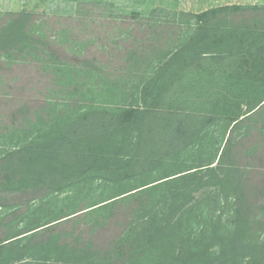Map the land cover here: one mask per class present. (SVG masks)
Returning <instances> with one entry per match:
<instances>
[{
    "label": "trees",
    "instance_id": "trees-1",
    "mask_svg": "<svg viewBox=\"0 0 264 264\" xmlns=\"http://www.w3.org/2000/svg\"><path fill=\"white\" fill-rule=\"evenodd\" d=\"M189 13L196 21L186 39L174 31L166 38L159 26L143 31L138 40L147 43L120 50L123 63L112 68L91 50L46 37L31 16L12 12V20L0 22V56L17 51L41 57L45 89L22 106L29 110L23 120L29 137L0 155V207L13 206L0 220V264H139L131 249L150 231L170 239H163L169 247L164 264H181L185 253L193 264H264V90L245 98L254 99L246 110L236 101V109L224 110L227 95L191 96L206 62L230 63L255 48L259 64L245 66L264 74V28L257 27L264 25V6ZM186 91L176 100L194 104H185L187 110L149 108L171 107L169 101ZM149 100L147 109L139 106ZM216 120L229 129L221 152L204 140ZM210 155L214 160L205 163ZM225 158L228 164L219 165ZM79 183L103 186V195L69 212L30 204ZM208 185L218 190L209 197L213 204L231 205L225 221L202 205L208 198L201 189ZM161 205L169 206L170 218L148 221L164 212ZM187 213L196 220L179 242L182 252L173 248L172 230ZM18 217L28 222H14ZM248 247L253 252L243 253Z\"/></svg>",
    "mask_w": 264,
    "mask_h": 264
},
{
    "label": "rangeland",
    "instance_id": "rangeland-1",
    "mask_svg": "<svg viewBox=\"0 0 264 264\" xmlns=\"http://www.w3.org/2000/svg\"><path fill=\"white\" fill-rule=\"evenodd\" d=\"M193 5L192 7H196L197 10L204 7L197 3ZM189 7V2L186 0H0V22L12 20L13 17L10 14L12 12L31 16L35 21L34 23L38 24L36 28L46 37L48 36L57 42L61 41L76 50L82 49L84 51L87 49L89 50L88 52L91 50L96 53L101 63L112 68L120 67L121 63H123V58H120V50L128 52L135 45L147 43L138 40V38L142 37L143 31L151 33L155 27L159 26L165 33L166 38H169L171 31H174L180 33L179 39L182 37L186 39L185 34L191 33L196 21L195 18L189 16L191 14L189 13L190 11H185L190 9ZM257 15L262 19L260 12H257ZM232 19L233 15L229 16L228 21H226L229 27L232 26ZM31 23L28 24V27L31 26ZM257 27L263 29L264 25L260 23ZM245 28L248 31H252V27L245 26ZM135 40L138 41L135 42ZM164 44L167 45L165 42ZM209 51L213 52V50ZM100 54L101 56L99 57ZM124 59L126 60V57ZM260 60V54L255 52V48H253L251 55L244 57L241 55V57L235 61H230V63L218 60L206 62L203 71L197 74L193 85H191V89H193L191 96H195V99H197L199 96L206 97L207 95H213V93H216V95H227L229 104L224 105V110L236 109L235 101L240 102V110H246L248 108L245 105L247 104L246 102H253L254 99L245 100L253 95H255V98L257 94H261L264 90V74H260L258 68L255 69L256 71L253 70L254 65L259 64ZM262 60L264 61V54ZM40 62L41 57L40 59L37 56L32 57L26 52L13 51L7 55L0 56V155L4 150L12 148L13 145L23 144L24 140L29 137V133L26 132L28 130L24 128L26 127L24 125L26 122L23 121L26 114L29 115V110L22 106L26 104L27 100L38 99L45 91L40 86L42 79V71L39 68ZM247 62L249 63L248 67L253 69H248L245 66ZM247 71L252 73H247ZM250 82L252 83L251 85ZM189 92L186 91L175 98H173L174 95L168 96L165 102L163 101L162 103L164 104L167 102L166 100L173 98L169 101L172 102L171 107H162L163 105L161 104L149 107L150 100L146 104H139V106L142 109L149 107L158 111L162 110V108L170 109L174 112L182 109L187 110L189 109L185 107L187 104L189 107L194 104L185 103L184 99H182L183 102L181 100L178 102L176 98L179 99L181 96H186ZM204 108L206 110L213 109L211 105H206ZM209 129L210 133L204 136V140L207 145L219 146L221 152L229 132L227 126L225 127V120H216V122L209 125ZM213 160L214 158L211 155L204 158L205 163ZM228 162V158L223 161L220 159L219 165L223 163L225 166ZM216 163L211 164V166H215ZM65 174L70 173L67 172ZM83 184L79 183L71 187V184H68V186L62 187L60 191L48 194L43 199H34L30 204H50V210L60 209L69 212L78 207V204H90L93 200L103 195L101 193L104 190L103 186L92 184L86 186L85 183ZM95 184H100V182L96 180ZM201 191L204 195L203 198H208L202 203L203 207L212 209L216 216L225 221L230 215L231 205L227 203L213 204L215 201L209 200V197L217 195L218 190L211 185L204 186ZM225 191L227 193L230 192V190ZM194 195L199 197L200 192H196ZM9 205L0 207V220L13 209V206ZM161 207L164 212L156 215L157 217L155 218H150L149 216L148 221L151 223L154 221V224H157L158 221L163 223L166 222L165 218H170L168 213L169 206L161 205ZM21 218L18 217V219L13 220L19 223ZM13 220L11 219L6 225L12 224ZM195 220L196 218L191 217V214L187 213L186 217L179 219V223L175 222L176 226L173 225L172 232L176 235V238L171 240L176 245L173 246V242H169L168 246H171V248L173 246L177 251L183 252L179 242L184 240L187 233L194 229ZM200 220L201 217L198 218V221ZM21 222V225H24V222L27 223L28 220L23 217ZM171 224H174V222H171ZM152 232L150 231V234L141 236V241L137 243L135 249H131V252L139 258L141 257L138 262H144L142 264H164L165 262L162 258L169 251V247L166 246L170 239L162 236H152ZM262 235L264 237V233ZM163 239L168 240L165 241ZM212 249H214L216 255H219L222 251L219 245H214ZM242 252H253V248H245ZM186 255L187 253L182 256L181 264H193L189 263ZM217 263L219 264V262ZM199 264H202V262L200 261ZM203 264H212V261L207 259L206 263Z\"/></svg>",
    "mask_w": 264,
    "mask_h": 264
},
{
    "label": "crops",
    "instance_id": "crops-1",
    "mask_svg": "<svg viewBox=\"0 0 264 264\" xmlns=\"http://www.w3.org/2000/svg\"><path fill=\"white\" fill-rule=\"evenodd\" d=\"M189 2V8L188 10H185V11H190V12H193V13H200L204 10H207L209 8H212V7H220V6H231V5H254V4H257V5H262L264 6V0H198L196 2V0H186ZM201 4H200V3ZM195 3H197L198 5H202L204 6L203 8L197 10L196 7L193 8L192 5ZM193 5V6H194Z\"/></svg>",
    "mask_w": 264,
    "mask_h": 264
}]
</instances>
